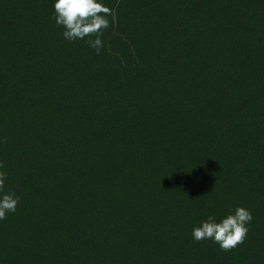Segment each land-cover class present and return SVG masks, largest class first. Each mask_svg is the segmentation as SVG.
Wrapping results in <instances>:
<instances>
[{"label": "trees", "instance_id": "1", "mask_svg": "<svg viewBox=\"0 0 264 264\" xmlns=\"http://www.w3.org/2000/svg\"><path fill=\"white\" fill-rule=\"evenodd\" d=\"M101 2L97 55L55 0H0V171L19 197L0 264H264V0ZM238 207V248L194 240Z\"/></svg>", "mask_w": 264, "mask_h": 264}, {"label": "clouds", "instance_id": "2", "mask_svg": "<svg viewBox=\"0 0 264 264\" xmlns=\"http://www.w3.org/2000/svg\"><path fill=\"white\" fill-rule=\"evenodd\" d=\"M54 19L61 26L64 38L69 42L86 40L89 47L97 55L103 48V33L110 27L109 16L115 19L113 10L105 6L101 0H55ZM6 142V141H5ZM4 165L0 163V169ZM7 174L0 171V220L7 218L9 213H15L19 204V197L14 193L4 192ZM253 217L249 210L238 207L234 214H229L220 222L209 217L201 226L195 227L192 236L196 242L211 240L219 245L224 252L238 248L247 239Z\"/></svg>", "mask_w": 264, "mask_h": 264}]
</instances>
